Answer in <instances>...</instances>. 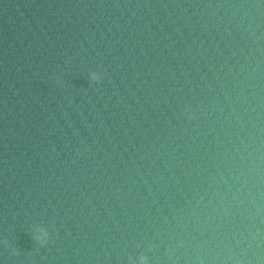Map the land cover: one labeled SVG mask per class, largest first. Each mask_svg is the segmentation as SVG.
Segmentation results:
<instances>
[{
  "label": "water",
  "instance_id": "obj_1",
  "mask_svg": "<svg viewBox=\"0 0 264 264\" xmlns=\"http://www.w3.org/2000/svg\"><path fill=\"white\" fill-rule=\"evenodd\" d=\"M0 264H264V0H0Z\"/></svg>",
  "mask_w": 264,
  "mask_h": 264
}]
</instances>
